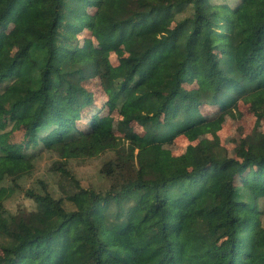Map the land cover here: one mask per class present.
I'll return each mask as SVG.
<instances>
[{
	"label": "trees",
	"instance_id": "trees-1",
	"mask_svg": "<svg viewBox=\"0 0 264 264\" xmlns=\"http://www.w3.org/2000/svg\"><path fill=\"white\" fill-rule=\"evenodd\" d=\"M10 24L0 47V264H264V132L229 157L219 119L201 113L235 117L243 103L264 120V0H0V30ZM119 47L108 71L99 55ZM91 78L143 134L118 136L99 115L82 122ZM193 129L209 138L163 154ZM106 151L107 190L61 169L72 183L60 196L43 182L24 191L33 210L5 208L10 185L45 153Z\"/></svg>",
	"mask_w": 264,
	"mask_h": 264
},
{
	"label": "rangeland",
	"instance_id": "rangeland-1",
	"mask_svg": "<svg viewBox=\"0 0 264 264\" xmlns=\"http://www.w3.org/2000/svg\"><path fill=\"white\" fill-rule=\"evenodd\" d=\"M167 30L172 27L171 22L165 25ZM16 32L14 24H10L6 29L0 30V47L7 42ZM90 32L85 29L81 33V54L85 55L91 45L89 39ZM93 44V43H92ZM96 46V44L94 43ZM6 54L10 55V49H6ZM125 55L122 47L108 48L101 51L99 58L102 66L108 71H112L118 64V59ZM86 87L91 92L94 104L85 110L83 123L89 121L93 116L99 115L109 121L110 128L118 136L127 137L131 133L143 134V129L137 123L120 118L114 108L104 105L106 100L103 95L98 78H91ZM236 116L230 117L223 110L214 107H204L201 113L211 118L217 117L220 121L218 134L220 145L224 148L225 154L236 159L241 158L240 141L242 137L254 131L264 132V120L256 117L247 104L238 103L236 105ZM20 138V133H15V139ZM209 138L202 135L199 130L193 129L185 134L177 135L172 142L163 146L164 155H180L188 145H195L201 139ZM114 153L110 151L100 152L96 155H59L55 152L45 153L36 163L32 171L26 174L17 186L11 184L14 189L10 197L5 201V208L11 213L29 212L35 208L34 202L26 197L24 191H42L41 183L45 182L54 196H60L62 190H68L71 180L64 177L61 169L68 173L76 183L82 188L94 189L98 192L107 190L113 181L102 173L103 164L114 158ZM245 178V177H243ZM242 184V183H240ZM261 221L264 225V201H261Z\"/></svg>",
	"mask_w": 264,
	"mask_h": 264
}]
</instances>
